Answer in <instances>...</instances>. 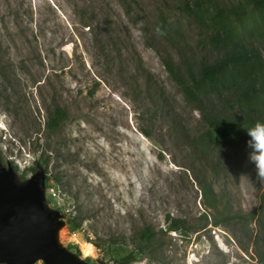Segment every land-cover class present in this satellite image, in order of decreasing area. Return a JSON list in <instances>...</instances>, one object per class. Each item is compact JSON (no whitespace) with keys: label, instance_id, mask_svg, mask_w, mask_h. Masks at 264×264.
<instances>
[{"label":"rangeland","instance_id":"obj_1","mask_svg":"<svg viewBox=\"0 0 264 264\" xmlns=\"http://www.w3.org/2000/svg\"><path fill=\"white\" fill-rule=\"evenodd\" d=\"M231 55L210 89L204 63ZM224 121L244 133L217 141ZM257 121L264 0H0V162L40 173L87 264H264Z\"/></svg>","mask_w":264,"mask_h":264},{"label":"water","instance_id":"obj_2","mask_svg":"<svg viewBox=\"0 0 264 264\" xmlns=\"http://www.w3.org/2000/svg\"><path fill=\"white\" fill-rule=\"evenodd\" d=\"M39 175L20 185L13 169L0 162V263L87 264L58 244L62 222L44 203Z\"/></svg>","mask_w":264,"mask_h":264},{"label":"trees","instance_id":"obj_3","mask_svg":"<svg viewBox=\"0 0 264 264\" xmlns=\"http://www.w3.org/2000/svg\"><path fill=\"white\" fill-rule=\"evenodd\" d=\"M234 59L236 58H234V56L231 55V56H226L225 59L217 60L213 64L204 63L201 79L207 82L210 89L218 90L220 87V83H221L219 74L223 71L225 66L228 65L230 62H232ZM183 90H185V92L188 95H190L192 98L194 97L191 89L188 86L184 85ZM244 95H245V98L247 99L249 98L248 92H245ZM231 102L233 103V101ZM61 117H63V112L56 109V112L53 115H51L46 122L47 128H50V129L54 128L61 120ZM140 131L142 133H145L146 135L148 134L144 129L143 130L141 129ZM231 133L232 134H242L244 133V131L241 129L239 125L237 124L229 125L228 123L224 121L223 123L220 124L219 128L215 130L212 136L216 138L217 141H221V140L222 141H225V140L234 141L232 140V138H228V136ZM170 219H171V222L168 227L170 230H179L183 228V225H182L183 221L181 219H178V218H170ZM145 234L148 236L150 235L148 231H146Z\"/></svg>","mask_w":264,"mask_h":264},{"label":"clouds","instance_id":"obj_4","mask_svg":"<svg viewBox=\"0 0 264 264\" xmlns=\"http://www.w3.org/2000/svg\"><path fill=\"white\" fill-rule=\"evenodd\" d=\"M250 147H252L259 173L264 176V121H257L248 129Z\"/></svg>","mask_w":264,"mask_h":264},{"label":"built area","instance_id":"obj_5","mask_svg":"<svg viewBox=\"0 0 264 264\" xmlns=\"http://www.w3.org/2000/svg\"><path fill=\"white\" fill-rule=\"evenodd\" d=\"M49 193H50V196L53 198H57V199L60 198L59 192H58V190L55 189L54 186L49 188Z\"/></svg>","mask_w":264,"mask_h":264},{"label":"bare ground","instance_id":"obj_6","mask_svg":"<svg viewBox=\"0 0 264 264\" xmlns=\"http://www.w3.org/2000/svg\"><path fill=\"white\" fill-rule=\"evenodd\" d=\"M1 127V126H0Z\"/></svg>","mask_w":264,"mask_h":264}]
</instances>
